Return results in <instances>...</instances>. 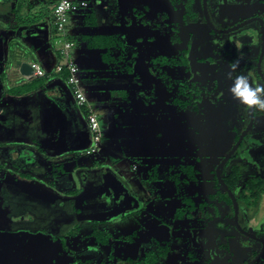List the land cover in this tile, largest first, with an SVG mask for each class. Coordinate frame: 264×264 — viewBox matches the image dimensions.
Instances as JSON below:
<instances>
[{
    "label": "rangeland",
    "instance_id": "1",
    "mask_svg": "<svg viewBox=\"0 0 264 264\" xmlns=\"http://www.w3.org/2000/svg\"><path fill=\"white\" fill-rule=\"evenodd\" d=\"M86 1L90 4V8L81 11L84 12L81 14L86 15L85 20L79 18L76 24L72 21L71 25L73 29L70 32L73 34L72 41L76 44V51L82 47L81 35L84 33L91 36L123 33L121 30L123 26L119 25V19L117 16L115 19L112 12L114 11L111 8L114 4L112 1ZM237 8L238 13L234 18L236 21L250 16L264 18V0L239 2ZM88 16H94L95 26L88 24L86 21ZM40 17L41 21L46 23L50 34L53 30L55 31L51 20V7L50 9L48 7L47 11L46 7L41 6L31 11L30 18L33 23H37ZM119 27L120 31H117ZM247 34H249L248 38ZM260 34L259 26L255 23L250 28L246 27L231 35L222 36L238 38L239 45L244 46L248 42L247 48L254 47V60L249 63V68H254L253 78L256 79L251 82L249 78L253 86L257 82L264 84L257 74L256 65L258 52L260 53L262 48ZM123 38L126 42L127 32ZM125 47L124 51L118 49L108 52L109 56L115 55L116 51L119 60H116L114 64L122 69L134 68L140 62L137 60L142 59L139 46H130L125 43ZM146 51L149 52V49ZM100 54L99 52L94 53L96 57ZM243 58V51L239 49L231 64L240 62ZM99 62L98 66L101 68V61ZM225 64L221 60L218 63L220 71L226 70L224 77H227L229 67L227 68ZM262 70L264 73V61ZM232 85L233 83L226 84L229 90ZM220 98V101L227 103L215 110L222 125L218 126L213 122L214 119L209 118L214 110L210 107L205 108L199 119L202 127L199 128L192 122L190 129L185 128L186 131L190 130L188 133L185 131L186 134L183 136L177 133L180 137L178 143L182 140L183 146L179 144L178 147H174L172 143L167 151V145L173 141V134L168 131L173 133L176 131L171 128L168 130L165 122L160 119L158 120L161 121L160 123L157 122L158 124L156 123L152 129H148L149 135L146 137L150 140L148 148L147 141L143 139L138 141L144 144L145 149H150L151 159L144 161L139 157L135 159L128 157L127 162L130 163L131 170L134 166L138 168L137 171L134 170L136 176L140 177L142 172H145L144 180H146L147 190L143 193L147 194L150 200L147 205L139 204L136 200L126 201L124 196L118 198L111 194L108 189L110 184L108 180L103 183L105 190L95 192L89 190L78 195L77 191L83 186L81 181L83 174L78 177L77 182L76 180L71 181V178L75 177L70 172L71 170L69 174L64 172V167L67 171L70 168L66 160L63 163L62 159L52 158L48 163V159L40 153L33 140L30 148L27 146L24 149V146L12 142V136H5L4 133V137L0 135V264H125L122 261L130 259L135 262L144 249L142 245L148 242L156 243L167 250L166 264H185L186 262L191 264L193 260L200 264V259L203 258L207 260L206 264H249L253 261L255 251H260L261 247L258 242L248 240L238 233L234 226L230 206L213 205L214 211L220 212L218 217L214 218L213 211L206 212V214L203 213L204 216L214 219L199 223H192L195 217H191L188 209L183 206L186 197H189L187 199L194 198V202L201 201L211 204L219 202L216 193L223 190L217 185L215 179L219 159L230 150L239 132L247 127L250 111L246 110L245 106L240 104L230 92ZM37 100L39 99L34 98L32 102L34 106L31 105L32 134H37L41 128L42 111L38 110ZM170 105L172 103L167 102L168 108H165L167 113H169ZM81 122H85V119L81 118ZM213 132L217 135H212ZM153 143L156 147L152 148ZM24 150L28 153H24ZM164 153L166 155L184 153L187 156L186 165L194 164L198 169L197 180L190 184L180 179V177L184 178L180 174L177 184L168 181L167 174L171 173L168 167L176 166L177 163L171 159L166 160L163 166H158V158L166 157L162 155ZM237 155L239 157L231 162L230 166L223 168V177L231 172L234 165H237L241 171L237 184L238 189L245 188L247 181L264 180V112L256 110L254 127ZM148 164L152 167L150 170H148ZM48 166H50L49 170ZM60 172L65 174L60 175ZM22 173L29 179H22L19 176ZM53 176L57 181L51 187L47 181L54 180ZM100 176L105 178V174H100ZM43 182H46V185L42 184ZM262 183L263 196L260 202L257 200L251 209L241 208L239 224L243 229L264 239V182ZM100 184L102 185V182ZM177 186L182 190H178ZM183 212H186V219L192 222L187 224L186 220V225H183L177 220L176 215L181 217ZM99 221H104V223L98 224ZM98 233L109 235V243L105 244L107 246H98L96 239L90 237ZM135 234L137 237L133 242L127 241L128 237ZM38 236L45 239V249L40 255L33 253L29 247L31 241ZM193 237H196L197 243L194 242ZM219 244L223 246L220 247ZM205 247L211 250L205 251ZM213 251L219 255L222 253V259L220 256L213 259ZM197 258L200 259L197 260ZM260 262H264V257Z\"/></svg>",
    "mask_w": 264,
    "mask_h": 264
},
{
    "label": "crops",
    "instance_id": "2",
    "mask_svg": "<svg viewBox=\"0 0 264 264\" xmlns=\"http://www.w3.org/2000/svg\"><path fill=\"white\" fill-rule=\"evenodd\" d=\"M49 1L0 0V135L4 137V133L5 136H12V142L24 146V149L27 146L30 148L33 140L40 153L48 159V163L52 158L62 159L63 163L66 160L70 168L67 171L64 167V172L69 174V170H71L70 172L75 177H72L71 181L76 180L77 182L78 177L83 174L81 178L83 186L77 192L78 195L89 190L92 192L103 191L105 190L103 183L108 180L110 183L108 189L111 194L118 198L124 196L126 201L136 200L139 204L147 205L150 200L147 194L143 193L147 190L146 180H144L145 172H142L140 177L136 176L134 170L137 171L138 168L134 166L131 170L127 159L128 157L129 159L139 157L144 161L151 159L150 149H145L144 144L138 141L140 139L147 141L148 148L150 140H147L146 137L149 135L148 131L157 122H161L158 121V116H162L168 130L169 128L178 129L176 133L168 131L173 134V141L167 145V151L172 143H174V147H178L179 144L183 146L182 140L178 143L180 137L177 133L182 136L186 134L185 126L187 125L181 124V128L177 120L166 116V112L160 109L162 102L153 99L152 89L145 87L136 73L130 74L126 69L114 64L116 60H119L116 51L115 55L111 56L115 60L109 56L110 60L105 61L103 54L108 51L90 49L83 37L91 35L85 33L81 35L82 47L76 51V44L72 41L73 34L70 31L73 29L71 28L72 21H75L76 24L79 18H84V20L86 18V15L81 14L84 12H79L71 15L67 33L69 40L74 43L72 55L83 77V90L99 115L100 133L104 141L102 143L101 140V145H99L100 152L87 155V151L93 146V133L87 120L88 112L85 108L77 106L66 80L59 74L53 73L60 62L55 31L52 29L50 34L46 23L41 21V17L38 18L37 23H33L30 18L34 8L46 7L47 11L48 7L49 9L51 7L53 22L52 9L55 0ZM121 30H123L121 34L110 35H123L124 37L127 32V41L122 40L123 43L137 46L133 36L136 29L123 26ZM117 31H120V27ZM111 51L113 52V50ZM97 52L102 55L96 57L94 53ZM24 61H28L30 64L38 63L46 73L52 76L47 77L46 86L39 91L14 96L10 94V90L35 79L34 75L27 78L19 73L20 64ZM99 61L102 64L101 68L98 66ZM34 98L39 99L37 100L38 110L42 111L41 128L37 134H32L30 123L31 105L34 106L32 104ZM81 118L85 119V122L82 123ZM20 123L22 124L20 125ZM138 133L140 134L138 135ZM153 146L156 147V144L152 145V148ZM24 153H28V151L24 150ZM165 153L162 155L166 157L158 158V166H163L166 160L170 161L171 159L175 160L177 165L169 166L168 170L172 167L175 170L180 166H196L194 164L186 165L187 156L184 153H172V155ZM147 167L148 170L152 168L149 164ZM49 169L50 166H48ZM195 169L198 172L196 167ZM64 172H60V175L65 174ZM179 173L181 172L179 171ZM100 174H105V178L99 177ZM53 177L54 180L47 181L49 186L55 185L57 181L55 176ZM180 179H185V177H180ZM42 184L46 185V182ZM102 222L104 221H99V223Z\"/></svg>",
    "mask_w": 264,
    "mask_h": 264
},
{
    "label": "flooded vegetation",
    "instance_id": "3",
    "mask_svg": "<svg viewBox=\"0 0 264 264\" xmlns=\"http://www.w3.org/2000/svg\"><path fill=\"white\" fill-rule=\"evenodd\" d=\"M110 1L114 3L111 8L112 10L114 9V11L112 12L115 16V19L116 16L119 19V25L129 28L133 27L136 29V32L134 33L133 36L134 39L136 40L135 44L139 46V51L141 52L142 59L139 58L137 60V62L140 61L138 62L137 66H134V68L129 67L126 70L128 72L130 71V74L136 73L138 78L142 80L143 85H145V79L142 76H140L139 69L143 66H146L153 72L155 79L152 81V84L148 87L152 89L153 99L155 101L162 102L160 104V109L163 112H166L165 108H168L167 102L172 103V105H170L171 106L170 110L168 111L169 113L166 112V116L172 117L174 120H177L178 123H180L179 125L181 128H182L181 124H186L187 126H185V128L190 129L192 122L193 124H195V126L200 128L202 127L201 125L202 122L199 119L203 115L202 113L205 110V108L210 107V109H213L214 111L212 112L213 115L209 112V114L212 115L209 118L214 119L213 122L217 123L218 126L222 125L221 119L219 118L215 110L217 109V107L227 104L220 101L221 99L220 97L230 92L226 84L233 83V80L229 78V73H230L231 61L237 56V50L240 49V51H243L244 58L240 62H238L239 67L237 68V71L231 72V76L235 77L237 74L242 73L246 75L248 78H250L252 80V81L250 80L251 82H253L254 80L256 81V79L253 78L254 68L253 67L249 68V63L254 60V52H253L254 47L247 48L246 46L248 42H246L244 46L239 45L238 38L222 37V36L227 34L231 35L233 32L246 27L250 28L255 23L258 24L259 29L261 31L262 25L259 20H255L253 23H249L248 25L240 29L237 30L234 29L238 27L240 24L249 22L252 19H261L264 25V18L261 16H250L241 21H236V19L234 20V18L237 16L238 13L237 4L239 2H244L239 0H110ZM251 1L252 0L245 3H249ZM248 35L249 34H247V38L249 37ZM260 36H261L260 40L262 43V34H260ZM118 37L121 41L124 39L123 35H120ZM146 49H149V52H147ZM261 52H262V48H261ZM261 52L260 53L258 52L256 58L257 60L256 65H257V74L264 81L263 70H262L263 76H261L258 70V63L261 57ZM220 60L224 64L227 63V65L225 64L227 68L229 67L227 77H224L226 70L222 72L219 69L218 63ZM263 61H262V66H263ZM193 62H195L196 64H194ZM257 84L259 83L257 82L256 85ZM254 115H255V119H254V124H255L256 110H254ZM158 119L164 121L162 116L161 117L158 116ZM250 120H251V111H250L247 127L249 126ZM254 124L251 130L253 129ZM247 127H245L243 131L239 132V134L236 136V139L234 140L230 150L228 152H225V154H223L220 157L219 164L223 161L224 157L228 153H230V151L233 149V147L239 140V137L247 129ZM251 130L245 136L241 145L244 144ZM189 131L190 130L186 132L188 133ZM213 134H215L214 136L217 135L214 132L212 133V135ZM241 145L223 168L230 166L231 162H234V160H236L239 157V155L236 154L239 152ZM182 167L186 168V166H180L179 168H175L174 170L172 167L171 169H173V171L170 169L169 171L171 173L169 175L167 174L168 181L172 182L173 184L174 183L177 184L179 182L178 176L182 174L185 177L184 181L192 184L193 181H190L188 179L189 176H186V174H184L186 171H184ZM234 167H237V165H234L232 169ZM195 170L196 169L194 166L193 171ZM222 170H221V174H222ZM179 171L181 173H179ZM197 175H196V180H197ZM240 175H241V171H240ZM19 176L22 179H26V178L29 179V177L23 173L22 175L19 174ZM262 181L264 182V180ZM220 188L223 189L222 186ZM178 190H182V188L178 187ZM187 198L189 197H186L184 199L186 202L183 203V206H185L184 208L188 209V214L191 217H195V218H193V222H192L191 220L189 221V219H186L185 216L186 214L181 217L177 214L176 215L177 220L183 223V225H186L185 224L186 220H187V224L189 222L192 223L204 222L207 221V219L213 220L214 218L218 217V215L214 216V218H207L206 216H204L203 213L206 214V212L209 213L210 211H213V213H215L213 205L223 204V202H221L218 198L217 199L219 200V202L215 204L206 203V202L203 203L201 201L194 202L195 201L194 198H190V199ZM190 201L195 206V210L192 211L191 214L189 212V207L191 206L189 204ZM233 210H234V206H233ZM232 213H233V222H234V212ZM198 214L200 215L197 216ZM240 214H241V210H240ZM240 214H239V221H240ZM98 224L100 223L98 222ZM102 235H103L102 236L103 240H105L106 234L102 233ZM90 237H94L97 241L96 234H92ZM130 237L132 239L127 241L133 242L137 236L135 234ZM244 237L248 240L250 239L246 236ZM96 244L98 246H101L98 242ZM150 244L151 242L142 245L144 249L140 253V256L135 262L130 259L122 262H124L125 264H145L146 258L150 253V251L154 253L155 256H158L159 253L158 250L159 249L161 251L164 250L162 247H159L156 243H152L151 245ZM219 245L220 247L223 246V244H219ZM259 245L261 247L260 248L261 251L262 244L259 243ZM102 246H107V245H102ZM29 247H31L33 253L40 255L43 253L45 249V239L38 236L31 241ZM244 248L246 250L247 247ZM207 250H211V249L209 247H205V251ZM260 251L258 252L255 251L254 253L255 258L260 253ZM221 254L219 255V253L217 254L214 253L213 251V255H214L213 259H215L218 256H220V258L222 259L223 254L222 255ZM263 257L259 261H261ZM167 259H168V252L166 253V256L164 258L165 261L164 264H166ZM198 259L200 258H197V260ZM200 261H201L200 264L207 263V260L205 258L200 259ZM258 263L259 262H257L256 264ZM263 263L264 262H260L259 264H263ZM185 264H189V263L186 262ZM191 264H198V263H196L195 260H193Z\"/></svg>",
    "mask_w": 264,
    "mask_h": 264
},
{
    "label": "trees",
    "instance_id": "4",
    "mask_svg": "<svg viewBox=\"0 0 264 264\" xmlns=\"http://www.w3.org/2000/svg\"><path fill=\"white\" fill-rule=\"evenodd\" d=\"M53 0H50L49 2H52ZM53 19V18H52ZM86 21H88V24L95 26L96 21L94 16H88ZM85 41H87V45L90 49H100V50H107L108 52L114 49H119V50H126L125 44L123 41L119 39L118 36L116 35H108V36H103V35H97V36H84L83 37ZM108 52L103 54V58L105 61H109L110 57L108 55ZM60 76L64 79L67 80V73H62ZM48 78H35L32 79L29 83L22 85L20 87H16L12 90H10V94L14 96H22V95H27V94H32L34 92L39 91L40 89L44 88L47 84ZM243 145V144H242ZM241 145V147H242ZM238 154V153H237ZM236 154V155H237ZM184 171H186L184 174L186 176H189L190 181H195L196 180V175L197 172L194 170V166H188V167H182ZM240 170L238 167H234L231 172L224 176V180L229 186V188L236 194L237 200L239 202L240 210L243 207V209H251L253 208L255 202L259 200L263 196L262 192V187H263V181L259 180H250L246 182V188L238 189L237 184L240 179ZM216 179V178H215ZM259 181L258 183H256ZM216 183L219 187H221L216 179ZM262 185V186H261ZM214 196V195H213ZM213 196L211 198H213ZM216 197L223 202V206L227 207L230 206L232 212L233 210V203L232 200L230 199L229 195L227 192L222 190L221 192L216 194ZM189 204L191 205L189 207V212L191 214L192 211L195 210V206L193 203L190 201ZM242 211V210H241ZM186 212H183L182 216H184ZM220 212L215 210V213L213 216L219 215ZM102 233L97 234V242L100 245H105L108 243L109 240V235H105V240L102 238ZM111 237V236H110ZM131 237H128L127 240H131ZM163 251V252H162ZM158 250V256H155L154 253L150 251L148 254L145 264H164V258L166 256V250ZM264 264V263H263Z\"/></svg>",
    "mask_w": 264,
    "mask_h": 264
},
{
    "label": "built area",
    "instance_id": "5",
    "mask_svg": "<svg viewBox=\"0 0 264 264\" xmlns=\"http://www.w3.org/2000/svg\"><path fill=\"white\" fill-rule=\"evenodd\" d=\"M89 8L90 4L86 1L55 0L52 18L56 36V47L60 58V62L53 73L59 75L62 73L68 74L66 83L71 88L77 106L85 108L88 112L87 120L90 130L93 133V146L87 151V154L91 155L100 152L99 145H101L102 136L100 133L99 115L95 107L89 102L83 90V77L80 68L72 55L74 43L69 40L67 33V27L71 15ZM31 66L34 70L35 78L52 76L49 73H46L36 62H32Z\"/></svg>",
    "mask_w": 264,
    "mask_h": 264
},
{
    "label": "water",
    "instance_id": "6",
    "mask_svg": "<svg viewBox=\"0 0 264 264\" xmlns=\"http://www.w3.org/2000/svg\"><path fill=\"white\" fill-rule=\"evenodd\" d=\"M239 1H244V2H248L250 0H239ZM255 20H259L261 23V34H262V52H261V57L259 59V63H258V70L259 73L261 74V76H263L262 74V61L264 59V25H263V21L261 19H252L249 22H245L243 24H240L238 27H236L234 30L240 29L246 25H248L249 23H253ZM231 31V30H230ZM227 31V32H230ZM19 73L23 76V77H32L34 75V70L31 66V64L28 61H24L20 64L19 67ZM139 74L140 76H142L145 79V86L149 87L152 84V81L155 79V76L153 75V72L146 66H143L139 69ZM254 119H255V115H254V110H251V120L249 123V126L247 127V129L241 134V136L239 137V140L237 141V143L235 144V146L233 147V149L230 151V153H228L223 161L219 164V166L216 169V177L218 179V182L220 183V185L223 187V189L228 193V195L230 196L232 202H233V206H234V226L236 228V230L250 238L253 239L259 243L262 244V249L260 251V253L256 256V258L251 261L249 264H256L257 262H259V260L263 257L264 255V239L258 238L257 236L253 235L252 233L246 231L245 229H243L240 224H239V214H240V207L237 201V198L234 194V192L232 190H230L229 186L226 184L222 174H221V170L222 168L226 165V163L231 159V157L235 154V152L239 149L243 139L245 138V136L248 134V132L251 130L253 124H254ZM193 240L195 243H197V239L196 237H193Z\"/></svg>",
    "mask_w": 264,
    "mask_h": 264
},
{
    "label": "clouds",
    "instance_id": "7",
    "mask_svg": "<svg viewBox=\"0 0 264 264\" xmlns=\"http://www.w3.org/2000/svg\"><path fill=\"white\" fill-rule=\"evenodd\" d=\"M238 67V62H233L230 65L229 78L233 80L230 93L240 104L245 106L246 110L264 112V84L253 86L249 78L242 73L232 77L231 72H235Z\"/></svg>",
    "mask_w": 264,
    "mask_h": 264
}]
</instances>
